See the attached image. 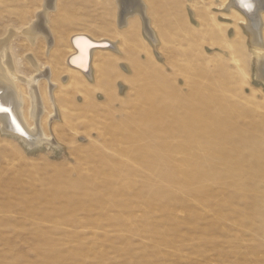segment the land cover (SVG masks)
<instances>
[{
	"label": "rangeland",
	"instance_id": "1",
	"mask_svg": "<svg viewBox=\"0 0 264 264\" xmlns=\"http://www.w3.org/2000/svg\"><path fill=\"white\" fill-rule=\"evenodd\" d=\"M143 2L155 41L145 35L139 16L125 28L117 24L116 0H57L55 12L48 15L54 37L49 52L42 38L35 44L20 34L11 39L22 76L36 74L28 55L52 69L60 118L47 125L53 107L43 81L40 94L48 109L41 125L61 146L28 149L18 138L1 134L0 264H264V206L259 215L255 208L264 205V180L256 191L233 183L243 175L254 177L252 163L230 176L222 174L221 166L208 175L200 196L179 189L180 179L173 186L161 179L178 178L171 165L188 158L161 148L163 157L157 155V161L154 156L129 159L136 155L134 140L145 132L148 112L155 106L152 95L159 88L170 102H182L180 110L167 116L164 144L181 136L173 117L186 118L185 108L198 84L201 93L208 90L220 98L213 96L216 106L231 111L221 119L247 135L259 134L264 142V84L255 79L259 50L242 16L224 10L228 0ZM42 3L0 0V39L10 29L29 26ZM77 33L113 40L120 50L95 53L93 80L66 64L70 39ZM63 75L70 82L64 83ZM18 86L27 93L24 85ZM24 103L27 111L30 102L26 98ZM215 110L213 116L218 115ZM147 132L154 140L164 130ZM150 178L162 183L155 188Z\"/></svg>",
	"mask_w": 264,
	"mask_h": 264
},
{
	"label": "bare ground",
	"instance_id": "2",
	"mask_svg": "<svg viewBox=\"0 0 264 264\" xmlns=\"http://www.w3.org/2000/svg\"><path fill=\"white\" fill-rule=\"evenodd\" d=\"M55 2L57 3V0H43L40 11H37L38 13L34 15L35 18L34 20L32 19L29 26L21 31L17 29H10L7 33V37L0 39V106L8 109L7 112L0 111V137L3 133L4 136L11 139L18 138L23 141L28 149H32L43 144L46 145L49 150L60 149L59 146H61L56 142V138L54 139L51 134L44 132L45 130L42 129V118L46 115L48 109L45 107L46 105H44L46 102H43L41 97V94L43 93L40 92V84H42L43 81L47 82V93L53 107L52 113L49 114L48 112L49 116H46L48 118L47 125L53 126V123H57L59 120V111L57 110L56 105H60L58 102L56 104L54 99V94L57 91L55 90V87L57 86L53 82L54 78L52 77V69L49 66L40 65L33 56L28 55L27 60L35 69L36 74L32 77L22 76L16 69L13 60V54L11 52V39L17 34H20L28 38L32 44H35L37 39L42 38L48 44V52L51 51L53 49L51 48L53 42L52 38L54 37H51L52 35L50 30L52 28H49L52 26L49 23L50 19H48V15L50 12H55ZM116 4L118 6L117 24H119L120 27H127L131 18L139 16L143 21V31L145 35L149 40L155 41L153 32L154 29L152 30L151 24L149 23L150 16L147 15V6L143 0H116ZM227 4L230 5V7H228ZM246 5L251 6L247 7ZM226 8H229V10H235L232 15L237 16L236 14H239V16H242L241 18H243L242 23L244 24V28H246L247 32L251 34L252 43L254 44L255 49L259 50H256L258 55L255 67V79H257L256 81L264 84V0H228V3L225 4L224 10ZM55 42L56 41L54 40V43ZM70 44L72 52L69 56H67L68 58L66 60V64L68 68L77 74L87 77L89 80H91L93 76V58L96 52L110 51L113 53L119 52L120 54V50H118V47L113 40L97 38L86 33L74 34L70 39ZM62 78L64 83H68L70 79L68 75H63ZM203 82L207 87V81ZM19 84L26 87L27 93L24 94L21 91L18 86ZM199 85L200 84H198V86ZM198 86H196V90H192L193 92L190 94V106L186 107V104L185 106L182 104L186 107L185 109H187L186 118L180 119L179 117L181 114L173 117V120H175V123L177 122L178 125L177 131L181 134V136L174 138V141H172L171 144H164V137L162 138L161 135L169 133V120L167 119V116L169 117V113L174 115L179 109V106H181L180 103L182 102L178 101L179 103H174L172 100L171 101L173 103L170 102V99L167 98L163 92H161L160 88L159 90L154 91L152 95L153 98L151 99L154 102L152 103L153 106L155 105L154 109L153 111L151 110L148 112L147 119L145 121V127L147 124L145 132L142 133V136L137 140H134L135 148H137L136 155H131L129 159L136 162L138 159H151L154 156L157 161V157L160 159L163 157V154L159 151L161 148L174 157L188 158L189 161L187 160L184 163L180 162L178 164L176 163L175 165H171V171L178 178L161 177V179L165 180V183H170V186L178 184L177 179H180L181 184L179 189L183 192L190 189V192L193 190L194 193L197 192L199 195L205 190L206 185L204 181H207L206 179L208 178V175L212 172H219L221 166L225 167L222 174L230 176L232 171H235L236 168L245 167L252 163L255 167V170L252 172V176L254 177L243 175L241 178L240 176L237 177L240 178V181L231 180L236 178H223V181L230 179L231 181H234L233 183L245 184L247 190L249 191H256L259 181L262 179L264 180V145H262L264 142L259 139V134L256 133L247 135L243 132L244 130L236 127L229 120H224L232 115L231 111L226 107H220L219 105L216 106L215 104L219 103H217L218 100H216L213 96L217 97V95H214L213 93L210 95V91L208 90L207 93H201L202 90H200L201 88ZM206 87L203 86L202 88L205 90ZM156 95H159V100H156ZM26 98L30 102L27 111L24 107V101ZM166 100L167 104L164 102ZM214 110L218 113L217 116H213ZM26 113L27 115H25ZM150 113L152 114L149 116ZM152 116L159 119L158 123L157 119H155L156 121L151 119ZM222 116L228 117L221 119ZM150 128H161L164 132L157 134L158 136L153 140L152 135L150 138V133L147 132ZM17 142L19 143V141ZM158 143L163 145V147ZM153 144L156 146L158 152L154 148ZM244 150H250V152L245 157L240 156V152ZM193 158H196L194 162L192 161ZM156 164L158 165V163ZM161 169L159 168L160 171ZM151 170L154 173H157V175L159 174L156 168L153 169L152 167ZM246 178H249L251 183L247 181ZM150 179L152 180V178ZM156 180L159 179H155V181ZM158 182L159 181H156L157 184H155V188L158 185ZM159 183L161 184L162 182ZM208 193L209 192H207V194ZM175 194L177 193L175 192ZM179 194H181L180 191ZM206 199L208 198L206 197ZM263 206L264 205H261L260 203L256 204L255 208L258 215L261 210H263Z\"/></svg>",
	"mask_w": 264,
	"mask_h": 264
},
{
	"label": "snow or ice",
	"instance_id": "3",
	"mask_svg": "<svg viewBox=\"0 0 264 264\" xmlns=\"http://www.w3.org/2000/svg\"><path fill=\"white\" fill-rule=\"evenodd\" d=\"M247 7H250L251 5H246ZM0 111H4V112H7L8 109L7 108H4L2 106H0Z\"/></svg>",
	"mask_w": 264,
	"mask_h": 264
},
{
	"label": "crops",
	"instance_id": "4",
	"mask_svg": "<svg viewBox=\"0 0 264 264\" xmlns=\"http://www.w3.org/2000/svg\"><path fill=\"white\" fill-rule=\"evenodd\" d=\"M92 75H93V76H92ZM92 75H91V76L94 77V74H93V73H92Z\"/></svg>",
	"mask_w": 264,
	"mask_h": 264
}]
</instances>
